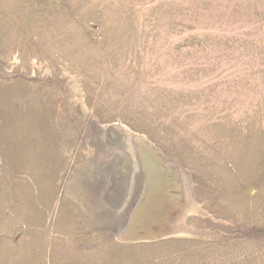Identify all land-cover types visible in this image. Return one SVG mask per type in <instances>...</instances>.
<instances>
[{
  "label": "rangeland",
  "instance_id": "374dc122",
  "mask_svg": "<svg viewBox=\"0 0 264 264\" xmlns=\"http://www.w3.org/2000/svg\"><path fill=\"white\" fill-rule=\"evenodd\" d=\"M0 264H264V0H0Z\"/></svg>",
  "mask_w": 264,
  "mask_h": 264
},
{
  "label": "bare ground",
  "instance_id": "6f19581e",
  "mask_svg": "<svg viewBox=\"0 0 264 264\" xmlns=\"http://www.w3.org/2000/svg\"><path fill=\"white\" fill-rule=\"evenodd\" d=\"M138 141H140V142H142V144L144 145V146H146L145 144V141H143V138L141 139V138H139L138 139ZM148 146V145H147ZM143 147V146H142ZM141 147V148H142ZM152 146H150V148H151ZM153 151V150H152ZM153 154V153H152ZM156 155V154H155ZM91 159V156L90 157H88V158H86V160H87V166L90 164V160ZM126 159V158H125ZM148 165V164H147ZM86 166V167H87ZM153 167V166H152ZM158 167V166H157ZM149 168V167H148ZM153 168H155V166L153 167ZM156 170V169H155ZM161 170V169H160ZM156 174H157V172H156ZM161 174V173H160ZM153 176V175H152ZM158 176V175H157ZM159 177V176H158ZM170 177V176H169ZM161 178V177H160ZM166 177H164V179H165ZM125 180V179H124ZM148 180V179H147ZM159 180H161V179H159ZM153 181V180H152ZM152 181H151V184H152ZM156 181H157V179L155 180V183H156ZM166 181V180H165ZM173 181H174V179H173ZM162 182V181H161ZM172 182V181H171ZM175 182V181H174ZM154 183V184H155ZM160 183V182H159ZM157 184V183H156ZM162 184V183H161ZM174 184V183H173ZM178 184V183H177ZM160 185V184H159ZM152 187H150V189H151ZM170 188V187H169ZM85 190H86V188H85ZM172 190V189H171ZM174 190V189H173ZM87 191V190H86ZM151 191H152V189H151ZM179 191V190H178ZM158 193V192H157ZM155 194V193H154ZM166 194L169 196V197H167V198H169V203H171V205L173 206V208L174 209H197L198 207V205L197 206H195L193 203H192V201H191V199H189V196H182V195H177V194H175L173 191H167L166 192ZM158 196V195H157ZM153 198V197H152ZM164 198V197H163ZM162 199V198H161ZM167 203V202H166ZM158 204V203H157ZM170 208V207H169ZM146 218V217H145ZM140 220V219H139ZM138 232V231H137ZM163 232H166V230L165 231H163ZM129 235V234H128ZM131 236H133V235H131ZM124 237V239L126 240V239H130L128 236H126V238H125V236H123ZM132 238V237H131Z\"/></svg>",
  "mask_w": 264,
  "mask_h": 264
}]
</instances>
